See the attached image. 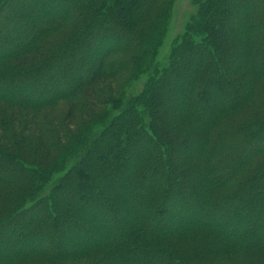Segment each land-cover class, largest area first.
Instances as JSON below:
<instances>
[{
  "label": "trees",
  "instance_id": "trees-1",
  "mask_svg": "<svg viewBox=\"0 0 264 264\" xmlns=\"http://www.w3.org/2000/svg\"><path fill=\"white\" fill-rule=\"evenodd\" d=\"M174 1L0 0V264H264V0H194L159 70Z\"/></svg>",
  "mask_w": 264,
  "mask_h": 264
},
{
  "label": "rangeland",
  "instance_id": "rangeland-1",
  "mask_svg": "<svg viewBox=\"0 0 264 264\" xmlns=\"http://www.w3.org/2000/svg\"><path fill=\"white\" fill-rule=\"evenodd\" d=\"M19 7H23L24 5L23 3H19L18 5ZM198 10L199 7L195 4L194 0H175L174 4L172 6L171 9V13H170V18L167 22L166 25V31L164 34V37L162 39L161 45L160 47H158L157 49V55L156 57H154L155 63L158 64V68L159 70H162L163 68H165L168 64H170V59L174 56V50L175 48H178V45H181L183 38L185 37V34L187 32V28L189 26V24L193 23L194 20H196L197 14H198ZM28 22H20L18 24L15 25V27L19 28L20 27H24L26 25H28ZM2 24H0V28H2L1 26ZM16 38V35H15ZM15 38L12 37L10 38L14 43H15ZM202 38L197 39V42L201 41ZM95 58L99 55H97V53H95L93 55ZM85 58H87L85 56ZM149 73H144V74H140L139 77L135 80L130 82V84L128 85V87L125 89V96L123 98V104L122 105H126L125 102L136 98V95L138 93H140L143 88L145 87V85L148 84L149 80L151 79L149 77ZM127 74L125 73L123 76L118 77L115 82L112 81H107L104 84L101 85V88L103 89V91H105L106 93H111L114 94V96H116V98L120 95L121 91H122V87L125 81ZM50 81L52 83H59L60 86L65 85L66 83H64V79H62V81L56 80L54 77H50ZM64 87V86H63ZM46 91V92H45ZM44 92L42 91H38L37 89H30L27 92H19L20 94H24V96H27L28 94H33V95H37L38 97H42L45 94L49 93V90L46 89ZM5 96L7 98H11V99H15L17 98V95H12V93L8 92V93H2L0 95ZM53 96H49L46 97V99H51ZM54 99V97L52 98ZM178 103H181V101H179ZM69 109V102L67 100L61 99L60 101H56L54 106L46 109L44 112L50 113L51 115L58 118V119H64L67 111ZM122 112V108H120V105H110V106H105V107H99L97 110V115L101 116L104 115L106 118H108L107 120V124L110 123L113 119L117 118L119 116V114ZM103 116V117H104ZM106 125V124H105ZM105 125L101 124L98 126V130L100 128H103ZM66 173H61V174H57L53 177L52 179V183L54 184L57 180H59L60 178L64 177ZM54 186V185H52ZM49 185L48 188L45 189V193H50L51 187ZM174 203L171 204V207H173ZM32 204H29V206L27 207H31ZM172 211V210H171ZM171 211L168 210V213H164L160 215V219H164L165 215H170L173 214L171 213ZM182 211L179 212H175L174 215L176 218V220L180 219V217H187V216H191L193 213H187ZM197 216V215H196ZM161 221V220H160ZM111 221L105 222L106 224H110ZM237 230L238 229H234ZM5 235H1L0 239H3ZM43 243V241H41ZM18 244H15L12 246V248L14 247H18ZM21 248V247H20ZM1 249V247H0ZM78 264H84L83 262H80Z\"/></svg>",
  "mask_w": 264,
  "mask_h": 264
}]
</instances>
